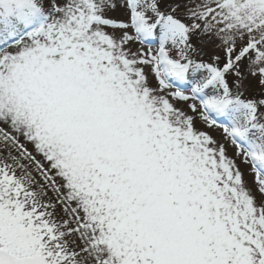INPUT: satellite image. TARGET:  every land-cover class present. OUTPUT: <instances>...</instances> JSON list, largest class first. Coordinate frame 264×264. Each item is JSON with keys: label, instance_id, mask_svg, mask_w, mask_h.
I'll list each match as a JSON object with an SVG mask.
<instances>
[{"label": "snow or ice", "instance_id": "1", "mask_svg": "<svg viewBox=\"0 0 264 264\" xmlns=\"http://www.w3.org/2000/svg\"><path fill=\"white\" fill-rule=\"evenodd\" d=\"M0 264H264V0H0Z\"/></svg>", "mask_w": 264, "mask_h": 264}, {"label": "rangeland", "instance_id": "2", "mask_svg": "<svg viewBox=\"0 0 264 264\" xmlns=\"http://www.w3.org/2000/svg\"><path fill=\"white\" fill-rule=\"evenodd\" d=\"M114 15L119 16V15H121V13L117 12V13H114ZM211 52H212V49L210 47L205 48L206 55H205L204 59H208V57L211 55ZM257 91H258V89L255 87V82H253L252 86L249 88V92H257ZM212 135H214L217 139L221 138V132L218 129L212 130ZM229 155H231V149H229ZM241 167H242V170L245 172V177H244L245 180H247L249 182V184H251L252 176L248 174L247 169L243 168V166H241Z\"/></svg>", "mask_w": 264, "mask_h": 264}]
</instances>
